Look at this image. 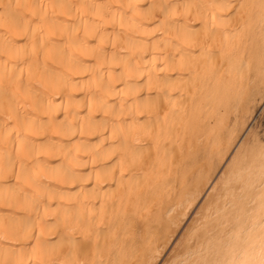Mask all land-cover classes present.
Listing matches in <instances>:
<instances>
[{"label":"bare ground","instance_id":"obj_1","mask_svg":"<svg viewBox=\"0 0 264 264\" xmlns=\"http://www.w3.org/2000/svg\"><path fill=\"white\" fill-rule=\"evenodd\" d=\"M263 92L264 0H0V264H153ZM254 151L173 264H264Z\"/></svg>","mask_w":264,"mask_h":264},{"label":"rangeland","instance_id":"obj_2","mask_svg":"<svg viewBox=\"0 0 264 264\" xmlns=\"http://www.w3.org/2000/svg\"><path fill=\"white\" fill-rule=\"evenodd\" d=\"M263 94H264V92H263ZM261 97H263V98H261ZM261 97L257 96V98H256L257 101L255 99V102H254L255 106H254V104L252 105L253 107L250 106V108H248L249 111L247 110L248 113L246 111L245 116L243 117V119L240 120V123L239 124H237L238 127L236 126V129H237L236 132H238L242 128H244V129L242 131H239L238 132L239 133L238 136H237V134L235 132L236 136L234 138H235L236 141H234V139H233L229 144H225L224 145V152H222L221 155H216V156L213 157V159H212L213 160L212 161L213 162V165H212L213 167L209 171V174H208L209 176H208L205 184L202 186L201 190L198 192L200 194H197V197L195 199L196 201H194L193 204H192L193 206L190 205L192 207L189 206L187 208L188 211L187 210L185 211V213H187L186 216H184L185 213L178 214V219H177L178 222L177 221H176L177 223L175 222L176 225H174L175 223L173 224V227H174L173 230L174 231L172 230V232H170L171 234L169 235V239L167 240V242L165 244L166 248H164L165 246L163 247L164 249L162 248L163 252L161 250L160 254H158L156 256V257H160V258H158V259L155 258V261H153V264L154 263L155 264H166V263L167 264H173V260H174L175 255H176L175 254L176 253L175 250L182 245L181 243H183V240L185 238L184 236L189 232L188 230L191 229V225L192 224H195V223H200L203 220L202 219V218H204L203 213L206 211V205L205 204H206V202H208L210 200L209 198H210L211 194H213L217 190H220L221 189V186L223 184L222 182H223L224 177L226 176L227 167L229 165L228 162H230L231 159L233 158V156L236 155V152L238 151V149L241 146H243L244 143H245V145H247V146L249 144L250 145H254V147H255V151L254 152L255 153L259 149H261V150L264 151V95L261 96ZM259 98L261 100H259ZM241 121H243L242 123H244L243 124V127L240 126ZM229 125L230 124H228V126ZM256 135L258 137H256ZM237 137H238V139H237ZM247 137L249 138V140H248ZM252 137H253V139H252ZM256 138L257 139L259 138V139L257 140ZM240 142H241V144H240ZM239 144H240V146H239ZM260 145H262V146L260 147ZM226 147H227V149H226ZM223 157H224V160H223ZM221 158H222V161H221ZM256 181H257L256 179L253 181V184L251 185L252 186L251 189L256 184ZM214 185H215V187H214ZM212 188H215L214 189V192H213V189ZM238 190L239 189L237 188L236 191H238ZM233 196L234 195H232V198H233ZM241 199H243V197ZM250 204H252V202ZM246 205H248V204H246ZM237 206H238L237 203H232L230 209L229 210L226 209V213L223 214L222 217H220L221 212L220 211L217 212L216 215L219 214V220H218V223L216 224L217 225L216 229H219L221 227L224 230L231 229V227H233V229H234V226H236L235 225L236 223L234 222V219L235 218H239L238 219V221H239V220L243 219V217H244L240 212H237V209H236ZM227 212H228V214H227ZM235 213H237L238 216L235 217ZM200 215L203 216V217H201ZM226 217H227V221H226ZM213 221H215V220H213ZM173 232H174V235H173ZM221 233H222V237H226L227 236V234H225L223 232H221ZM182 234H185V235H182ZM182 236H183V239H182ZM203 250L204 249H202V251H200V253H202V254L204 252V254H203L204 256L202 257V259L201 258H198L199 260L197 259V261H196V259L193 260L191 258L190 260H192V262H190V264H198V263L199 264H220V263H217L214 260V253H213V251H210L211 249L207 250V253H206L205 250L204 251ZM205 253H206V255H205ZM209 254H211V256ZM192 257H194V255ZM204 257H206V258H204ZM203 258L205 260L204 262H203ZM208 258H209V261H208ZM167 260H169V261H167ZM165 261H166V263H165ZM195 261H196V263H195ZM213 261H214V263H213ZM185 263L187 264L188 262L187 261H184L183 264H185Z\"/></svg>","mask_w":264,"mask_h":264}]
</instances>
